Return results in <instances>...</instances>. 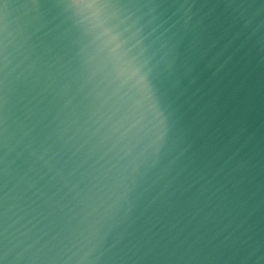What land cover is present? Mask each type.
<instances>
[{"label": "water", "instance_id": "water-1", "mask_svg": "<svg viewBox=\"0 0 264 264\" xmlns=\"http://www.w3.org/2000/svg\"><path fill=\"white\" fill-rule=\"evenodd\" d=\"M0 264H264V0H0Z\"/></svg>", "mask_w": 264, "mask_h": 264}]
</instances>
